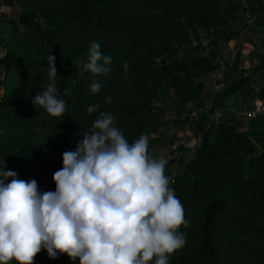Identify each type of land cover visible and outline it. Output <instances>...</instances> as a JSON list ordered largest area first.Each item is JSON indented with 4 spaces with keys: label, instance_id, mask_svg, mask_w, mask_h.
<instances>
[{
    "label": "trees",
    "instance_id": "obj_1",
    "mask_svg": "<svg viewBox=\"0 0 264 264\" xmlns=\"http://www.w3.org/2000/svg\"><path fill=\"white\" fill-rule=\"evenodd\" d=\"M209 1L3 0L5 6L23 10L0 61L6 73L0 101V158L7 169L15 171L18 179H35L41 192L54 191L52 177L62 167V154L75 150L100 112L113 114L129 142L147 135L152 129L143 123L154 116V94L163 82H168L169 90L182 93L183 100L203 86L202 70L195 69L198 62L176 57L179 49L172 44L188 36L183 23L187 15L202 26L218 16V5L213 8ZM37 18L47 26L42 28ZM93 41L112 57L107 77L96 78L102 84L98 93L90 90L93 74H81L77 64L87 60ZM49 54L55 57L56 84L62 94L58 95L66 101L61 118L51 117L31 102L49 83ZM146 80L157 84L154 93H144ZM248 80H237L230 91L239 90ZM93 105L99 107L88 113ZM196 125L204 132L202 145L174 177L172 187L188 222L179 229L186 244L170 255L169 264H264V123L256 120L253 129L241 133L229 125L215 124L206 131L200 122ZM254 139H260L261 153L246 164L238 155ZM231 156L233 160L228 159ZM182 161L175 157L171 163ZM216 173L231 179H215ZM33 264H79V259L73 262L66 254L50 259L42 249Z\"/></svg>",
    "mask_w": 264,
    "mask_h": 264
},
{
    "label": "clouds",
    "instance_id": "obj_2",
    "mask_svg": "<svg viewBox=\"0 0 264 264\" xmlns=\"http://www.w3.org/2000/svg\"><path fill=\"white\" fill-rule=\"evenodd\" d=\"M22 11L17 8L12 19L18 22ZM37 20L42 28L47 26L42 18ZM111 63L112 57L96 41L88 48L87 60H77L81 74H93L92 93L101 90L96 78H106ZM127 67L125 62V72ZM46 73V90L31 102L61 118L66 101L58 95L55 57L50 54ZM98 107L89 106L87 112ZM165 166V160L149 154L146 135L129 142L109 112H100L75 150L62 154V167L52 177L54 191L41 192L35 179H18L3 163L0 264H33L42 249L50 259L66 254L79 264H169L170 255L186 244L179 229L188 222L169 187Z\"/></svg>",
    "mask_w": 264,
    "mask_h": 264
},
{
    "label": "rangeland",
    "instance_id": "obj_3",
    "mask_svg": "<svg viewBox=\"0 0 264 264\" xmlns=\"http://www.w3.org/2000/svg\"><path fill=\"white\" fill-rule=\"evenodd\" d=\"M207 5L213 8L218 5V16L205 21V25L209 26H202L187 15L183 23L188 36L172 44L173 48L179 49L176 57L190 60L192 64L198 62L195 69L202 70L203 86L193 89L190 98L183 100L182 93L179 95L176 90H169L168 82H163L162 88L154 94V116L143 123L152 129L146 135L149 154L165 160V175L169 178L170 188L173 187L174 177L184 171L202 145L204 132L197 127V122L204 126L205 131L215 124L229 125L239 133L253 129L254 121H248L245 113L264 87V35L258 37L259 32L254 25V12L264 5V0H211ZM9 24L10 32L6 41L2 42L5 51L15 22ZM206 63L208 70L204 69ZM156 64H161L160 58L156 59ZM247 77L249 80L244 86L235 92L230 91L237 80ZM5 81L6 77L4 85ZM145 83L144 93H154L157 84L149 80ZM140 86L143 92V86ZM143 97L140 95L139 99ZM212 135L215 137V134ZM259 140L252 141L261 148ZM175 157H182L183 161L171 163ZM228 159L233 160L234 157ZM177 164L180 170L176 168ZM200 173L203 171L200 170ZM194 175L191 174V177L194 178ZM230 177L223 173L213 175V178L225 181ZM241 224H246V221ZM178 251L180 249L173 254Z\"/></svg>",
    "mask_w": 264,
    "mask_h": 264
},
{
    "label": "crops",
    "instance_id": "obj_4",
    "mask_svg": "<svg viewBox=\"0 0 264 264\" xmlns=\"http://www.w3.org/2000/svg\"><path fill=\"white\" fill-rule=\"evenodd\" d=\"M17 8L20 9L18 5L5 6L3 4V0H0V24H2L0 25V61L6 54V51L4 49V45L2 44V42L6 41L8 33L10 32L11 25L9 23L15 21L14 19H12V17L17 15V12H16ZM254 25H255V29L257 30V32H259L258 37L259 36L263 37L264 35V5H260V7L256 8L254 12ZM261 41L263 42L262 39ZM0 70L5 73V67L1 63H0ZM259 95L261 96L260 93ZM3 96H4V83L0 85V101L3 99ZM259 97H255L254 102L257 101ZM2 165H3V160L0 158V166Z\"/></svg>",
    "mask_w": 264,
    "mask_h": 264
},
{
    "label": "water",
    "instance_id": "obj_5",
    "mask_svg": "<svg viewBox=\"0 0 264 264\" xmlns=\"http://www.w3.org/2000/svg\"><path fill=\"white\" fill-rule=\"evenodd\" d=\"M5 77L6 74L0 70V85L4 83ZM260 153V147L253 141H250L244 146L243 150L238 155V158L248 164L250 162V158L257 156Z\"/></svg>",
    "mask_w": 264,
    "mask_h": 264
},
{
    "label": "built area",
    "instance_id": "obj_6",
    "mask_svg": "<svg viewBox=\"0 0 264 264\" xmlns=\"http://www.w3.org/2000/svg\"><path fill=\"white\" fill-rule=\"evenodd\" d=\"M245 116L248 121L261 120L264 123V95L251 105Z\"/></svg>",
    "mask_w": 264,
    "mask_h": 264
}]
</instances>
